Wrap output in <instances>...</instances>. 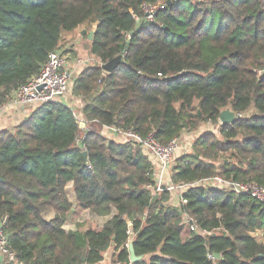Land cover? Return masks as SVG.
Returning a JSON list of instances; mask_svg holds the SVG:
<instances>
[{"label":"trees","instance_id":"trees-1","mask_svg":"<svg viewBox=\"0 0 264 264\" xmlns=\"http://www.w3.org/2000/svg\"><path fill=\"white\" fill-rule=\"evenodd\" d=\"M159 2L164 7L146 19L143 4ZM81 26L93 30L89 51L97 62L122 54L111 72L96 62L74 79L86 128L68 105L47 101L0 130V218L13 264H107V252L112 264H264V243L255 236L264 233L262 203L202 185L186 189V202L171 201L173 191L151 189L153 164L138 144L100 133L103 125L142 137L153 132L167 144L217 124L229 108L240 117L219 124L220 136L201 133L176 158L169 182L220 175L264 186L259 1L0 0V105ZM83 210L108 218L98 228L83 221L66 230L69 214ZM129 239L138 261L129 260Z\"/></svg>","mask_w":264,"mask_h":264},{"label":"built area","instance_id":"built-area-1","mask_svg":"<svg viewBox=\"0 0 264 264\" xmlns=\"http://www.w3.org/2000/svg\"><path fill=\"white\" fill-rule=\"evenodd\" d=\"M260 6L264 9V0H258ZM164 7L163 3L157 4H143L142 9L146 19L151 20L154 13ZM78 64L91 62L90 59L83 60L82 58L76 59ZM68 59L62 50L54 49L47 57V60L40 68L39 72L28 79V81L19 86L12 92L10 100L14 104H27V103H43L47 101H59L64 103V98L70 93L74 79L70 71L67 70ZM100 64V63H99ZM65 104V103H64ZM73 112L77 122L81 124L84 120L80 118V111L74 105H68ZM81 107V106H80ZM219 124V122H218ZM115 137L119 138L121 142L131 141L140 146L146 153L153 164L154 168V186L151 189L154 192L169 190L174 192L175 200L181 203L186 202L183 194L186 189L192 185L211 186L230 190L235 193L247 194L253 199L259 201L264 205V186L257 185L253 182H240L231 179H225L220 175L208 176L199 179L192 183L173 184L167 182V174L171 168V163L174 158L175 152L180 149H191L192 144L184 147L180 146V137L174 138L167 144H162L155 139L153 132L148 133L142 137L131 129H120L115 126L103 125ZM82 138H76V143H80ZM184 152V153H185ZM191 224V229L195 226L191 220H187ZM3 219L0 218V255L3 257L4 262L14 261V254L8 248V236L4 233ZM130 238L133 233L128 231ZM127 246V244H126ZM212 257V256H210ZM0 259V264L4 263Z\"/></svg>","mask_w":264,"mask_h":264},{"label":"crops","instance_id":"crops-1","mask_svg":"<svg viewBox=\"0 0 264 264\" xmlns=\"http://www.w3.org/2000/svg\"><path fill=\"white\" fill-rule=\"evenodd\" d=\"M84 29L85 28L81 27L80 32H78V34H76L74 32L73 33L70 32V33L65 34L64 38L67 41H64L63 43H61V41H60L59 45L57 47V49L62 50L65 53V55H66V57L68 59L67 70L70 71L71 76L73 78L76 77V75L85 66L94 65L92 62H87V63H84V64H78L77 61H76V59L82 58L80 56H83L84 53H85L84 50H83L84 49V44H86V47H87L86 51L88 50L87 53L89 52V47H90V41L91 40L88 39L87 35H86V40L82 38L83 35L86 34V33L82 34V31ZM91 31H93V30H91ZM89 32L87 31V33H89ZM87 40H89V43H87ZM82 59L83 60H88L86 58H82ZM97 63H98L99 66H101L103 64V63L99 64V62H97ZM64 103L66 105L72 104L76 108H78V111H80V118H82L84 120V122L82 121L81 124L78 123V125H79V127H81L80 125H82L81 128H86V120L82 117V114H81V108H82V105H83L82 100L77 98V97H75L70 91V93H68L66 95V97L64 98ZM37 105H39V104L38 103L14 104V103L11 102V100L9 98V100L6 103L0 105V130L12 129L16 125L20 124L32 112V110ZM100 133H101V135H103L104 137H106L108 139H114V140L120 141L119 138L115 137L104 126H102L100 128ZM179 137H180L181 140L186 138V136H183L182 133H181V135ZM81 138H82V136H81ZM169 181H170L169 180V174H167V182H169ZM66 190H67V194H68V192L70 193V195H68L69 200L70 201H74L75 197H74V193L72 191V182H69L67 184ZM171 201L176 202L174 195L171 197ZM83 211L87 212L88 210H83ZM52 215H53L52 212H48L45 215V218L49 219V218L52 217ZM73 215H74V211L71 214H69V216L67 218V221L63 225V227L66 230H74L75 229L74 222H72L69 219L71 217L74 218ZM0 259H2V261L4 262V259H3V257L1 255H0Z\"/></svg>","mask_w":264,"mask_h":264},{"label":"rangeland","instance_id":"rangeland-1","mask_svg":"<svg viewBox=\"0 0 264 264\" xmlns=\"http://www.w3.org/2000/svg\"><path fill=\"white\" fill-rule=\"evenodd\" d=\"M81 27H83V28H85V26H81ZM81 27H79V28H77L76 30H74L73 32L74 33H76V34H78V32H80V29H81ZM85 30V29H84ZM91 31V30H90ZM72 32V33H73ZM89 32V31H88ZM85 33L86 34H84L83 35V39H85L86 40V35H88V33H87V31L85 30ZM64 41H67L65 38H64V36L62 37V39H61V43H63ZM87 43H89V40H87ZM86 44H84V55L83 56H80V57H82V58H86V59H90V61L93 63V64H95L96 63V59L93 57V56H91V53H90V51L87 53V51H86ZM81 127H82V125H80ZM80 127V128H81ZM219 124L217 123V124H212V123H206V124H202L200 127H199V129L197 130V131H193V132H188V131H184L183 133H182V135L183 136H186V138H184V139H180V141H181V144H180V146L181 145H183L184 147H187L188 145H190V143L191 144H193V141L201 134V133H203V132H205V131H212L213 133H215V135L216 136H220V134H219ZM81 134V133H80ZM81 136L82 135H79L78 136V138H81ZM192 151V147H191V149H188V152L190 153ZM184 152H185V149L183 148V149H180V150H177V152H175V154H174V158H173V161H172V165H174L175 164V160H176V158L178 157V156H180V155H182V154H184ZM185 153H187V152H185ZM171 165V166H172ZM168 174H170V170H169V172H168ZM170 180V179H169ZM67 186V185H66ZM68 195H70V193L68 192ZM74 216V218L73 217H71V218H69L72 222H74V224H75V226H76V224L77 223H80V222H85V225L86 226H91V227H96V228H98V227H100L103 223H104V221L105 220H107V218L108 217H101V216H97V215H94V214H92L91 212H89V211H87V212H84V211H82V212H79V213H77V214H74L73 215ZM83 220V221H82ZM73 224V223H72ZM255 236H256V239L259 241V242H262V243H264V233L260 230V231H258V233H256L255 234ZM111 260H112V256H111V254L110 253H106L105 254V263H107V264H112L111 263Z\"/></svg>","mask_w":264,"mask_h":264},{"label":"water","instance_id":"water-1","mask_svg":"<svg viewBox=\"0 0 264 264\" xmlns=\"http://www.w3.org/2000/svg\"><path fill=\"white\" fill-rule=\"evenodd\" d=\"M85 33V30L82 31V34ZM88 39H92L93 37V31H90L87 35ZM122 59V54H119L117 55L116 57H114L113 59L103 63L100 68L103 70V71H106V72H111L115 66L121 61ZM240 116L231 111L229 108H225L223 110L220 111L219 113V117H218V122L219 124H228V123H233L235 122ZM20 151H22V149L20 148ZM82 156L84 158V160H86L87 158V152L85 150L82 151ZM127 249L129 251V260L130 262H135V261H138L142 258V255H136L135 254V251H134V248H133V242H132V239H129L127 241ZM213 257L214 258H219L220 257V254L218 253H214L213 254ZM11 264L14 263V261H10Z\"/></svg>","mask_w":264,"mask_h":264}]
</instances>
